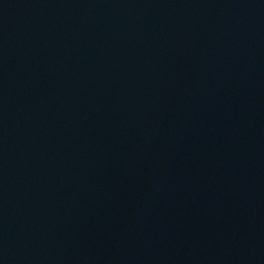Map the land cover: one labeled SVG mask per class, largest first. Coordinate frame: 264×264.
Listing matches in <instances>:
<instances>
[{"label": "water", "instance_id": "obj_1", "mask_svg": "<svg viewBox=\"0 0 264 264\" xmlns=\"http://www.w3.org/2000/svg\"><path fill=\"white\" fill-rule=\"evenodd\" d=\"M0 264H264V0H0Z\"/></svg>", "mask_w": 264, "mask_h": 264}]
</instances>
